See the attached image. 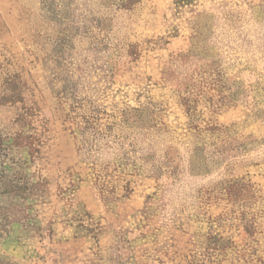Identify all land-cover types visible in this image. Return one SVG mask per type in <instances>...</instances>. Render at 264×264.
I'll return each instance as SVG.
<instances>
[{
  "label": "rangeland",
  "instance_id": "obj_1",
  "mask_svg": "<svg viewBox=\"0 0 264 264\" xmlns=\"http://www.w3.org/2000/svg\"><path fill=\"white\" fill-rule=\"evenodd\" d=\"M0 264H264V0H0Z\"/></svg>",
  "mask_w": 264,
  "mask_h": 264
},
{
  "label": "trees",
  "instance_id": "obj_2",
  "mask_svg": "<svg viewBox=\"0 0 264 264\" xmlns=\"http://www.w3.org/2000/svg\"><path fill=\"white\" fill-rule=\"evenodd\" d=\"M189 1H191V0H176V3L181 6L183 4H186Z\"/></svg>",
  "mask_w": 264,
  "mask_h": 264
}]
</instances>
